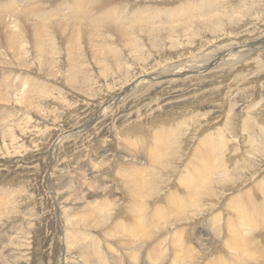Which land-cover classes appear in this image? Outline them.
<instances>
[{
  "label": "rangeland",
  "instance_id": "1",
  "mask_svg": "<svg viewBox=\"0 0 264 264\" xmlns=\"http://www.w3.org/2000/svg\"><path fill=\"white\" fill-rule=\"evenodd\" d=\"M204 1L110 0L108 8L89 5L79 14L84 20L51 23L38 17L25 24L17 9L10 13L6 0H0V72L18 71L28 78L23 83L11 77L6 89L0 87V264H130L136 254L123 243L117 224L130 221L137 209L140 231L127 242L139 245L140 253L131 264H146L143 258L161 264L165 250H171L172 227L175 233L185 231L188 221L170 226L172 215L160 219L155 205L165 204L157 202L165 188L199 183L207 194L193 195L198 202L184 211L198 226L183 236L176 233L177 240L187 236L188 245L202 251L204 246L193 242L197 228L209 239L206 258L222 245L223 221L235 214L220 210V201L238 191L251 198L250 188L264 184V0ZM181 7L188 11L181 14L183 21L170 23L165 11L178 13ZM54 24L89 31L95 42L85 43L78 35L77 42L67 40L70 46L56 33L45 34ZM183 24L180 35L175 28ZM30 27H43L44 55L32 50L29 38L38 32ZM103 29L126 33L125 40ZM3 31H20L24 38L11 50ZM216 131L222 138L218 157L212 153L215 159L207 158L212 164L198 174L190 154L198 140ZM135 176L136 186L152 180L151 198L143 189L142 199L130 193ZM152 215L158 216L155 222ZM149 220L150 232L144 230ZM154 233L160 237L154 240ZM148 238L153 248L146 247Z\"/></svg>",
  "mask_w": 264,
  "mask_h": 264
},
{
  "label": "bare ground",
  "instance_id": "2",
  "mask_svg": "<svg viewBox=\"0 0 264 264\" xmlns=\"http://www.w3.org/2000/svg\"><path fill=\"white\" fill-rule=\"evenodd\" d=\"M51 1H54V0H27V2H24V0H6V4L9 8V12L12 13V11L14 9H17L18 10V14L20 15L19 18L21 19V21L23 23H28V22H33V20L37 19L38 17H41V21H46L48 20L49 22L51 23H56L58 22L59 20L63 19V20H72V21H79V20H84L82 18H79V14L82 12V11H85V10H88L90 9V6L92 3H93V6L94 8H98V9H103V8H108V7H111L109 5H107L106 3L110 0H87L88 1V4L85 3L83 0H71L70 3H67V4H64V1L65 0H59L58 1V6L54 5V6H51L50 5V2ZM188 1V0H187ZM205 2H208L209 1H204ZM181 3V2H180ZM199 5V4H198ZM179 6H185V7H188L186 6L185 4H179ZM210 6V5H209ZM218 6V4H217ZM204 7H207V5H203V8ZM211 7V6H210ZM215 7V5H214ZM182 8V7H181ZM213 8V7H212ZM233 8V7H232ZM173 9V8H171ZM178 9V7H177ZM200 9H202V7H200ZM198 9V10H200ZM238 9V8H237ZM63 11H66V13H63ZM185 11H187V8L180 10L178 13L176 12H170V10H167L165 11V15L168 16V19L170 18V23H175L177 22L176 24L180 23L181 22V19L182 18V21H183V18L184 17H181ZM210 11V10H209ZM161 12V11H160ZM188 12V11H187ZM186 12V13H187ZM192 12V11H190ZM189 12V13H190ZM208 12V11H207ZM124 13V12H123ZM127 13V12H125ZM124 13V14H125ZM193 13V12H192ZM216 13V12H215ZM163 14V15H164ZM204 14V13H203ZM192 16V15H191ZM17 17V16H16ZM59 17H63V18H59ZM122 18H124V15L121 16ZM193 17V16H192ZM11 18V17H10ZM112 18H115V17H112ZM189 18H191L189 16ZM215 18V17H214ZM216 18H218L216 16ZM6 19V18H5ZM125 19V18H124ZM147 19V18H146ZM151 18H149V20H146V21H150ZM156 19V18H155ZM209 19V18H208ZM93 21L95 22H103V19H100V18H97L95 17L94 19H92ZM114 19L111 20V22H113ZM122 20V19H121ZM16 21V20H15ZM18 21V20H17ZM136 21V20H135ZM132 20V22H135ZM154 21V20H152ZM186 21V20H185ZM166 22V21H165ZM188 22V20H187ZM17 23V22H16ZM20 23V22H19ZM18 23V24H19ZM114 23V22H113ZM129 23V22H128ZM156 23V21H155ZM155 23H150V25H155ZM168 23V22H167ZM7 24V23H6ZM9 24V23H8ZM15 24V23H14ZM73 27H75V25L73 23H71ZM186 24V23H185ZM0 25H2V18L0 16ZM56 25V28L59 29L57 30L55 27L51 26L49 28H46L45 29V34L46 35H51L53 33H56L58 34L59 36H62L63 39L65 38L66 40L64 41H67V40H70L71 42H77L75 40H78L77 37L78 35H80V38L81 39H84L83 41L85 43H93L95 42L94 41V35L91 34V32L89 31H84V30H81V29H78V30H74L72 28H67V27H64V26H61V25H58V24H54V26ZM179 25V24H178ZM18 26V25H17ZM29 27V26H28ZM156 27V26H155ZM185 27V25H180V27H177L175 28L178 31H180L181 28ZM18 28V27H17ZM43 28V27H42ZM42 28L39 29L38 31V28L34 29L33 27H30L31 31L33 32V30H35V32H38L37 34H33L34 37L32 38H29L30 39V43L32 45V50H35L37 52L36 55H44L45 54V51L47 48H45V44L43 43L44 42V37L43 35V32H42ZM7 29V28H6ZM4 29V31L6 30ZM153 28H151L152 30ZM174 29V30H175ZM190 29V28H189ZM1 31V30H0ZM4 31H3V36L4 35ZM104 31L106 33H112V35H115L114 37L117 38L119 41H122L123 36L126 34H120L118 32H116L115 30L113 29H103V33ZM204 31V30H203ZM9 32V31H8ZM144 32V31H143ZM158 32V31H157ZM172 32V31H171ZM170 32V33H171ZM148 33V32H147ZM156 33V32H155ZM180 35H182L180 32H178ZM25 34V33H24ZM85 34V35H83ZM136 34V33H135ZM139 34V33H138ZM23 34H21L20 31H10L9 33H7L5 39L3 40V42L5 43V45L7 47H11V50H12V47L14 48V45H16V41L17 40H21L23 39L24 37L22 36ZM103 35V34H102ZM105 35V34H104ZM30 37V36H29ZM61 37V38H62ZM136 37V36H135ZM46 38H48L46 36ZM107 38H109L107 36ZM127 38V37H126ZM163 38V37H162ZM174 38V37H173ZM55 39V37H54ZM101 39H105L101 37ZM53 39H51L52 41ZM125 40V39H124ZM50 41V42H51ZM118 41V42H119ZM27 42V41H26ZM70 46V42L67 41ZM103 42V41H102ZM3 43V44H4ZM48 43V42H47ZM53 43V42H52ZM24 44V43H23ZM49 45V44H47ZM55 45V44H54ZM68 45V46H69ZM74 45V44H73ZM102 45V44H101ZM19 46V45H18ZM25 46V45H24ZM3 48V47H2ZM55 48V46H54ZM70 48V47H69ZM99 48V47H98ZM5 49V48H4ZM3 49V50H4ZM24 49V48H23ZM71 49V48H70ZM7 50V49H6ZM72 50V49H71ZM105 50V49H104ZM107 50V49H106ZM13 51H15L13 49ZM17 51V50H16ZM12 52V51H10ZM18 52V51H17ZM21 51H19L20 53ZM72 52V51H71ZM105 52V51H104ZM108 52V51H107ZM98 53V52H97ZM100 53V52H99ZM15 54V52H14ZM12 54V55H14ZM21 54V53H20ZM106 55L108 53H105ZM16 55V54H15ZM28 55V54H27ZM57 55V54H56ZM102 55V53H101ZM105 55V56H106ZM109 55V54H108ZM189 55V54H188ZM67 56V55H66ZM44 57V56H43ZM197 57V56H196ZM195 57V58H196ZM201 57V56H200ZM199 59V58H198ZM207 59V58H206ZM205 59V60H206ZM211 59V58H210ZM218 59V58H217ZM21 60V59H20ZM193 60V59H192ZM197 60V59H196ZM215 61V60H214ZM194 62V61H193ZM196 62H199V61H196ZM196 64H194L193 66H195ZM202 65V64H201ZM204 65V64H203ZM192 66V65H191ZM197 66V65H196ZM205 66V65H204ZM75 66H73L74 68ZM198 67V66H197ZM190 68V67H188ZM202 68V67H200ZM199 69V68H198ZM2 70V69H1ZM162 70V69H161ZM195 70V69H194ZM13 70L11 71H1L0 72V87H3V89H6V84L9 82V78L11 77H19V78H22V82L23 83H26V76L24 77L23 75V72H21L23 75L21 76L20 72L17 71V73L12 72ZM4 72V78L2 77V74ZM77 72V71H76ZM160 72V71H159ZM173 72V71H172ZM26 73V72H25ZM156 74V73H154ZM15 75V76H14ZM27 75V74H25ZM173 75V74H172ZM153 76V75H152ZM74 77V76H73ZM76 78V77H75ZM37 80V79H35ZM41 80V79H39ZM75 80V79H74ZM30 81V80H29ZM27 81V82H29ZM12 82V81H11ZM42 83V80L40 81ZM41 83H37L36 85V88L40 87L41 86ZM33 84V83H32ZM36 84V83H35ZM31 85V84H29ZM32 86V85H31ZM30 86V87H31ZM17 88V87H16ZM19 88V86H18ZM42 87H40L41 89ZM11 89H14V87H11ZM44 89V88H43ZM9 90V91H10ZM34 90H37V89H34ZM46 90V89H45ZM13 92V91H12ZM30 92V91H29ZM8 93V92H7ZM13 94V93H12ZM26 96V94H25ZM42 96V95H41ZM24 103V102H23ZM24 106V105H23ZM46 107V106H45ZM259 130V129H258ZM264 131V130H263ZM215 133V139L212 141L210 140V137ZM216 134H219L218 131L216 132H213L211 133L210 135H205V137L201 138L200 140H198L199 142V146L195 149V151H193L190 155H191V159H192V162H195V164H197V168L196 170H194L195 172H197L198 174L200 173H203V170L204 171H207V169L209 168V165L211 162H207V158L208 157H211L212 153H215L217 150L219 149H216V146H217V143H220V140L222 139L220 135H216ZM203 136V135H202ZM230 136V135H229ZM191 137V136H190ZM208 137V138H207ZM137 139V138H136ZM232 145V144H231ZM243 145V144H242ZM241 145V146H242ZM144 148V147H143ZM231 150V148H229ZM197 150V151H196ZM231 153V151L229 152ZM173 154V152H172ZM216 154V153H215ZM233 154V153H232ZM237 154V153H236ZM232 156V155H231ZM198 157L200 158L198 161H195V158ZM216 157L217 154H216ZM234 157V156H233ZM236 157V156H235ZM242 157V156H241ZM264 157V156H263ZM202 158V159H201ZM166 159V158H165ZM170 159V158H169ZM205 159V160H203ZM209 159V158H208ZM212 159H215L213 156L211 158ZM243 159V158H242ZM168 160V159H166ZM209 160V161H211ZM240 160V159H238ZM164 161V160H163ZM222 161V159L220 160ZM241 161V160H240ZM206 163V167L202 166V163ZM212 164V163H211ZM208 165V166H207ZM219 167V166H218ZM217 167V168H218ZM168 168V166H167ZM220 168V167H219ZM147 169V168H146ZM195 169V168H194ZM216 169V168H215ZM137 170V169H135ZM220 170V169H219ZM123 171V170H122ZM153 173V172H152ZM206 173V172H205ZM220 173V172H219ZM156 174V172H155ZM154 174V175H155ZM209 174V173H208ZM217 174V173H216ZM142 175V174H141ZM140 176V175H139ZM150 176V175H149ZM259 176V175H258ZM233 177V176H232ZM129 178V177H128ZM258 178V177H257ZM260 178V177H259ZM130 179V178H129ZM159 180V179H158ZM134 181V184L131 188V192L132 195H134L133 197L134 198H143V190H145V194H148V197H152L151 194V189L153 188L152 186L154 185H151L150 186V183H152V180H149L147 182V184L145 183V181H141V185L139 186H136L135 183H138V181H140V179L136 178L135 176V180ZM147 181V180H146ZM211 181V180H210ZM262 181V180H261ZM124 182V180H123ZM156 182L157 184L160 182V181H154ZM263 182V181H262ZM133 183V182H132ZM145 183V184H144ZM130 184V183H129ZM154 184V183H153ZM161 184V182H160ZM163 184V183H162ZM169 184V183H168ZM237 183H235L234 185H236ZM260 183H257L255 185H258ZM126 185V184H125ZM124 185V186H125ZM159 185V184H158ZM177 185V184H175ZM260 187H257V188H254V189H251L250 188V191L252 193V197L250 198L249 197V193L246 192V191H241L238 193H236L233 197H231L228 201H220V210L222 211H226V210H231L233 209L234 210V214H235V217L233 218H227L226 221L224 220L223 221V217H222V220L224 223H225V231L222 232V245L219 247L216 246L215 249H218V250H214L213 251V254L211 253V257L210 258H206L205 254L206 252L204 251L205 247L206 246H210L209 245V239L207 237H202V232H200L197 228H196V231L198 233V235H196L197 237H194L193 238V242L195 245L198 246H204V248L201 250H197V248L195 247H192L190 245H188V241H189V238L187 236H184L185 238L183 237H179L178 240H177V235L176 232L174 231V227H172V232L170 234L169 237V240L168 242L169 245L168 246H171V250H168L166 249V258L162 261L161 264H264V184L261 186L258 185ZM160 187V186H159ZM158 186L156 187L155 186V189H160ZM167 187V186H166ZM173 186L171 185L170 188H172ZM203 184L199 183L197 186H192V187H183V188H178V185L173 187L171 191H169V189H167L169 192L166 191V188H165V191L166 193H164L165 191H163L162 193L163 194H166L165 197L163 198V194L162 196L159 198V200L157 202H160V201H163L165 202L164 205L158 203L157 205H154L157 208V210L159 209L160 211H158L157 213L160 214L161 212V215L157 214L160 219H162L163 217L167 216V215H172V220H173V223L172 221H170V226H173L175 222H178V221H181V220H185V221H188V224L186 226V229L185 231H182V232H179L182 236L185 234V233H189L191 229H193V227H195V225L198 226V224H192L193 222H190L191 218L190 216L187 214L184 213V211L188 210L191 208V206H193L196 202H198L196 199L192 198L193 195H205L207 194V189L204 190L203 188ZM253 188V186H251ZM162 188V187H161ZM130 189V188H129ZM128 189V190H129ZM143 189V190H142ZM154 189V188H153ZM63 190V189H62ZM124 190V189H123ZM162 190V189H161ZM179 190V193L176 194L175 192ZM161 192V191H160ZM5 193V192H4ZM126 193V192H125ZM128 193V191H127ZM158 193V192H157ZM261 193V195L263 194V196H259L258 194ZM15 194V193H14ZM126 195V194H125ZM150 197V198H151ZM127 199V198H126ZM131 199V198H129ZM221 199V198H220ZM150 200V199H149ZM148 200V202H149ZM157 200V199H156ZM142 201V200H141ZM152 201V200H150ZM154 202V201H153ZM162 202V203H163ZM153 204V203H152ZM147 205V204H146ZM154 206V207H155ZM143 207V206H142ZM153 207V206H152ZM199 207V206H198ZM146 208V207H145ZM202 208V207H201ZM195 209V208H194ZM192 209V210H194ZM131 210L132 207H131ZM138 210V209H137ZM137 210L134 212V213H131V218H130V221H129V218L128 220H126V222L124 223H127L128 226H129V233H131V235L127 232H125V230L127 231V224L126 225H123L121 227V224L123 222H119L117 224V230H120L121 231V237L123 239V237L126 239L125 242H123L125 244L126 247H128L129 249H131L130 252H132L133 254H138L140 253V246L139 245H134L133 243L130 244L129 242H127L131 237L132 238H135L136 237V233H138V231H140V227L138 226L137 224ZM142 210V209H141ZM155 210V208H154ZM203 210V209H202ZM143 212V210H142ZM152 212V211H151ZM119 213H121V216L122 217H127L128 215L125 216V214L123 215L124 213V210H118V215H120ZM149 213V212H148ZM223 213V212H221ZM229 213V212H227ZM151 214V213H150ZM152 214H155V211L152 213ZM231 214V213H230ZM233 214V212H232ZM117 215V214H116ZM140 215V214H139ZM146 215V214H144ZM191 215V214H190ZM193 215H195V213L192 214V217ZM153 216V215H152ZM158 216H153V221L155 222L156 221V218ZM129 217V216H128ZM212 217V215H211ZM210 217V218H211ZM216 217V215H215ZM75 218V217H74ZM143 218V217H142ZM150 218V217H149ZM71 219V218H70ZM159 219V220H160ZM189 219V220H187ZM208 218L205 219V221H207L209 223V225L211 223H214L213 225L218 228V230H221L222 227L220 226V228L218 227V225H216L217 222H213L211 219L207 220ZM213 219V218H212ZM80 220V219H79ZM116 220L117 221H114V225L116 224V222H118V218L116 217ZM125 220V219H123ZM143 220V219H142ZM145 220V219H144ZM143 220V222H144ZM129 221V222H128ZM150 221L147 223L148 226L144 229V230H147L148 232H150L148 230V228L150 226H154V224H150ZM169 221V220H168ZM78 222V221H77ZM147 222V221H146ZM190 222V223H189ZM146 224V225H147ZM179 224V223H178ZM185 224V225H186ZM223 224V223H222ZM110 225V224H109ZM142 225H145L142 223ZM168 225V223H167ZM220 225V224H219ZM184 226V224H183ZM159 227V226H158ZM206 227V226H205ZM213 227V226H211ZM214 228V227H213ZM158 229V228H157ZM109 230V229H108ZM142 231V230H141ZM154 231V230H153ZM158 231V230H156ZM125 234H122L124 233ZM221 231H219L220 233ZM141 233V232H140ZM178 233V234H179ZM191 233V232H190ZM202 233V234H201ZM217 234V236L220 234ZM144 234H147L144 232ZM158 233H154V235H157ZM75 235V234H74ZM142 235V233L140 234V236ZM153 235V234H152ZM151 235V236H152ZM186 235V234H185ZM200 235V236H199ZM71 236V234H70ZM120 236V235H119ZM139 236V235H138ZM143 236V235H142ZM141 236V237H142ZM149 236V235H148ZM216 236V235H215ZM114 237V236H113ZM159 234L154 238V240L156 238H159ZM221 237V238H222ZM138 239H140V237H137ZM136 238V239H137ZM167 238V237H166ZM185 239V240H184ZM220 239V238H219ZM146 240V247H149L152 245V243L154 242V240L152 238H148V239H145ZM159 240V239H158ZM70 241V240H69ZM136 241V240H135ZM143 241V240H142ZM165 241V240H164ZM178 241V242H177ZM67 242V241H66ZM133 242V241H132ZM141 242V241H140ZM135 243V242H134ZM224 243H226V246L224 245ZM66 244V243H65ZM70 244V243H69ZM141 244V243H140ZM160 244V242H159ZM155 245V244H154ZM4 246V245H3ZM167 246V248H168ZM179 246V248H178ZM154 247V246H153ZM151 246V248H153ZM226 248V249H225ZM144 249V248H143ZM148 249V248H147ZM227 249H231V250H234L233 252H228ZM146 250V249H145ZM143 250V251H145ZM157 250V248L155 249V251ZM152 251V249H151ZM154 251V252H155ZM158 251V250H157ZM235 252V254H233ZM144 253V252H143ZM149 253V252H148ZM103 254V253H102ZM162 254V253H161ZM165 254V253H164ZM238 254V255H237ZM135 255V256H136ZM83 256V255H81ZM85 256V255H84ZM134 255L130 256V264L132 263L131 260H133V258L135 257ZM155 257H158V256H155ZM161 258V257H160ZM111 259L113 261H117V257L116 256H112ZM157 259V258H156ZM19 260V259H18ZM142 260L145 261L146 264H149V262H147L146 260H148L147 258H143ZM160 260V259H159ZM142 261V262H144ZM138 262V261H137Z\"/></svg>",
  "mask_w": 264,
  "mask_h": 264
}]
</instances>
